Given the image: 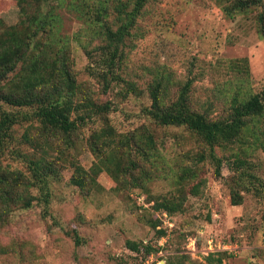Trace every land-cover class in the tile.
<instances>
[{
	"label": "rangeland",
	"instance_id": "374dc122",
	"mask_svg": "<svg viewBox=\"0 0 264 264\" xmlns=\"http://www.w3.org/2000/svg\"><path fill=\"white\" fill-rule=\"evenodd\" d=\"M80 1L25 0L21 4L30 13L42 8L54 16L56 46L64 44L67 67L77 85L74 90L64 85L62 101L84 103L78 114L93 115L71 136V145L54 140L53 148H47L44 166L53 170L48 178V203L42 191L31 187L27 194L34 199L32 205L10 212L0 227V264H144L146 246L151 247L149 264H218L219 260L264 264V187L239 190L240 204L233 205L228 186L232 172L227 164H250V173L264 185L263 149L237 143L216 148L215 155L222 161L217 176L214 161H198L200 155L208 157L209 150L193 133L157 126L144 113L150 104L148 86L162 77L169 82L170 100L188 84L192 107L209 111L211 117L226 115L233 97L244 100L259 95L264 107V0H149L125 40L117 80L107 90L104 82L91 76L99 54L89 58L83 47L92 52L102 43L91 40L93 28L88 15H79ZM84 1L92 4L93 0ZM21 6L16 0H0L2 29L20 23ZM113 19L110 15L107 21ZM123 80L132 83L137 94H128ZM104 104L110 110L98 115L93 106ZM0 106L18 114L7 143L10 147L0 157L1 166L28 176L26 164L14 152L34 157L24 135L36 139L50 129L32 118H21L30 116L32 108L17 113L2 102ZM259 122L264 126V110ZM141 126L151 131L160 151L157 171L141 164L157 177L137 183L122 177L125 183L118 184L105 171L93 175L96 158L88 145L93 132L112 130L116 142V135ZM114 150L105 146L104 156L113 159L121 154ZM40 153L37 158H43ZM132 157L139 159L135 153ZM76 165L92 177L83 188L70 182ZM183 168L192 169L196 177L186 173L179 180ZM197 183L198 194L193 195L190 189ZM172 196L184 198V205L181 212L166 213V220L165 212H155L151 204ZM128 240L144 253L126 248Z\"/></svg>",
	"mask_w": 264,
	"mask_h": 264
},
{
	"label": "trees",
	"instance_id": "16d2710c",
	"mask_svg": "<svg viewBox=\"0 0 264 264\" xmlns=\"http://www.w3.org/2000/svg\"><path fill=\"white\" fill-rule=\"evenodd\" d=\"M16 1L20 6L25 2ZM148 1L93 0L92 4L80 1L79 15H88V22L92 25L90 28H93L91 40L97 38L102 43L92 52L86 47L83 49L89 58L94 52L95 55L99 54L98 58L93 60L96 68H90L91 76L104 82L105 90L110 87L112 81L117 80L116 71L121 68L120 59L124 55L125 40L130 36L140 11ZM110 15L114 17L111 22L107 21ZM20 16L18 25L4 29L1 28L0 21V102L17 109V113L22 108H32L31 117L22 114L21 118H32L44 129L51 131L49 130V134L43 132L36 139L24 135L25 142L29 143L35 152L34 157L20 150L14 152L15 158L26 164L28 176L20 171L6 170L0 163V227L7 222L8 215L14 208H28L32 205L34 199L27 194L29 188L37 187L44 193V202L48 203V178L53 170L44 166L47 148H53L54 140L71 145V136L78 128L85 126L93 115L82 112L78 114L81 106L84 108V103L76 106L70 98L62 101L65 94L64 85L69 86L70 90L77 89V85L67 67L68 58L63 53L64 44L61 43L60 48L57 47L55 18L51 16L49 9L45 11L39 8L30 13L21 6ZM122 82L128 94H137L132 83L124 80ZM168 84V80L165 82V77H162L148 86L147 96L150 104L144 110L145 115L157 126L184 128L193 133L209 150L208 157L200 155L198 161L206 158L214 161L215 175L220 176L222 164L221 159L215 155L216 148L226 149L229 145L237 143L264 151V126L259 125L264 107L259 95H252L244 100L233 97L226 115L211 117L209 111L200 112L192 107L188 84L182 87L172 100L168 97ZM87 99L89 97L85 98ZM87 105L92 106L90 103ZM93 109L99 115L108 112L110 107L104 104L93 106ZM17 115L4 111L0 106V157L10 147L7 143L11 139L12 127L18 122ZM113 134L112 130L101 129L93 132L94 139L88 138V145L96 158V163L91 169L93 175L105 171L118 184L125 183L124 180L121 181L122 177H129L133 183L150 181L157 177L153 174L158 170L156 163L160 160V151L147 127L141 126L123 136L116 135V142L113 141ZM105 146H113L114 152L121 151V154L116 153L113 159L108 158L104 156ZM38 150L41 152L39 156L43 158H37ZM58 152L63 154L61 150ZM134 153L139 157L138 160L132 157ZM141 163H147L152 169L154 167V171H147ZM227 164L232 172L228 186L233 205L240 204L239 190L253 191L264 187L261 180L250 173V164L245 163L244 167L238 163L233 165L231 161H227ZM134 171H138V175H133ZM186 173L192 178L196 177L192 169L183 168L178 179H184ZM74 174L70 180L74 186L83 188L87 185V180L92 181V177L80 166H74ZM198 189L197 183L192 186L190 193L197 195ZM183 203L184 198L162 197L152 202L151 207L155 212L172 215L182 211ZM153 228H156V224H153ZM158 233L162 235L163 230ZM75 242L80 243L77 235ZM125 246L132 252L144 253L132 241H126ZM150 250V246L145 247L144 254L147 257L150 256ZM218 264H222L221 260Z\"/></svg>",
	"mask_w": 264,
	"mask_h": 264
},
{
	"label": "built area",
	"instance_id": "2783aa9c",
	"mask_svg": "<svg viewBox=\"0 0 264 264\" xmlns=\"http://www.w3.org/2000/svg\"><path fill=\"white\" fill-rule=\"evenodd\" d=\"M164 217L167 220V214L163 213ZM152 260V255L148 256L147 259L144 261V264H149V261Z\"/></svg>",
	"mask_w": 264,
	"mask_h": 264
}]
</instances>
